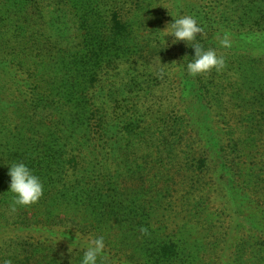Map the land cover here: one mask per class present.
I'll return each instance as SVG.
<instances>
[{"label": "trees", "instance_id": "16d2710c", "mask_svg": "<svg viewBox=\"0 0 264 264\" xmlns=\"http://www.w3.org/2000/svg\"><path fill=\"white\" fill-rule=\"evenodd\" d=\"M199 1L198 43L225 56L213 37L229 34L238 42L232 67L191 76L175 104L167 99L176 91H165L167 104H152L146 133L135 109L113 121L117 114L108 118L83 101V89L53 82L49 61L31 83L33 95L18 89L16 110L36 127L28 126L32 136L19 152L11 143L19 135L0 123V264H79L84 242L98 236L103 264H264V0ZM62 2L75 10L72 0ZM77 2L89 50L62 63H107L110 54L94 45L103 41L95 7ZM116 4L97 17L109 26V13L120 34L126 23ZM189 96L205 111L198 120L181 110ZM7 104L0 107L14 108ZM0 122L7 123L2 112ZM21 162L40 178L43 195L12 212L7 165Z\"/></svg>", "mask_w": 264, "mask_h": 264}, {"label": "rangeland", "instance_id": "374dc122", "mask_svg": "<svg viewBox=\"0 0 264 264\" xmlns=\"http://www.w3.org/2000/svg\"><path fill=\"white\" fill-rule=\"evenodd\" d=\"M53 1H60L59 6ZM83 1L85 5L95 7L94 16L101 27L96 33L103 41L94 45L102 44L104 49L101 52L107 56L110 54L107 63L97 65L78 62L66 66L62 63L63 55L77 51L86 55L89 50L82 44L85 30L81 28L79 16L75 15L80 4L77 0L71 2L75 6L73 12L62 0H0V104L14 106L11 108L7 104L9 109L0 107V112L4 113L7 120V123H0L9 136L19 135L17 140L11 141L13 148L19 152L32 136L28 126L35 128L36 121L25 122V112H17L16 107L22 98L18 89L24 90L27 96L33 95L31 83L35 85L39 82L40 73L48 61L53 64V82L62 87L83 89L79 92L83 101L87 105L101 107L108 118L117 114L113 121L128 120L129 112L135 109L136 119L141 121L144 133L150 129L147 124L149 115L155 114L152 104H167L165 91L173 89L178 93L175 92L172 99H167L175 104L181 100L179 95L184 84L193 85L187 72L188 49L192 44L187 46L179 42L172 45L171 37H165L164 44L162 30L172 22V17H194V9L202 4L199 0ZM114 3H117L116 7L126 23V30L120 34L112 31L109 13L104 17L109 26L102 22V17H97L99 10L103 14L107 13V9H113ZM226 12L230 22L236 20L234 11L228 8ZM204 31L197 35L196 42L204 38ZM213 38L218 42L216 35ZM239 43L242 44L241 41ZM236 44L238 42H233L230 48H224L225 67L229 70L232 64L228 62L231 61V52ZM13 58L16 60L13 61ZM19 61H23L22 64ZM197 103L193 96H189L181 105V110L186 112L187 109L198 120L205 111L200 106H193ZM169 112H172V108L163 109L164 114Z\"/></svg>", "mask_w": 264, "mask_h": 264}, {"label": "clouds", "instance_id": "9594fccd", "mask_svg": "<svg viewBox=\"0 0 264 264\" xmlns=\"http://www.w3.org/2000/svg\"><path fill=\"white\" fill-rule=\"evenodd\" d=\"M171 23L166 24L162 30L165 37H171V44L184 42L187 46L192 44L194 54L187 63V72L190 76L207 74L215 70L221 72L225 68V58L218 55L212 48L205 49L196 42L198 34L202 33V28L195 17L182 15L177 18L172 17ZM220 47L230 48L232 41L229 34L224 33L217 36ZM163 74V73H161ZM7 175L10 177L8 191L12 194L9 203L10 210L15 212L18 207H25L35 204L43 195V183L40 178L33 173L24 163H12L7 165ZM145 231L144 229H141ZM107 260L105 255V239L103 236L89 237L83 244V254L79 264H103ZM2 264H11L10 260H4Z\"/></svg>", "mask_w": 264, "mask_h": 264}]
</instances>
